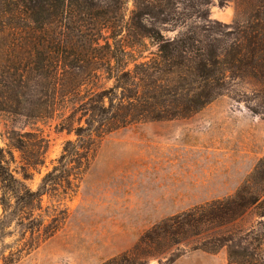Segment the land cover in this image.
I'll list each match as a JSON object with an SVG mask.
<instances>
[{
	"label": "trees",
	"instance_id": "trees-1",
	"mask_svg": "<svg viewBox=\"0 0 264 264\" xmlns=\"http://www.w3.org/2000/svg\"><path fill=\"white\" fill-rule=\"evenodd\" d=\"M237 1L240 9L248 10L247 19L224 35L216 29L205 34L200 26L189 27L178 0H137L135 26L128 30L130 40L125 44L120 38L124 29L120 12L103 10L97 0H0V114L23 120L25 126L59 120L56 129L76 137L65 143L36 191L24 181L31 169L44 164L46 140L25 134L33 137L30 144L22 136L10 135L23 154L22 179L11 170L12 154L0 149L3 264H16L40 240L61 230L68 218L67 210L61 209L63 201L75 196L107 135L136 123L190 118L237 80L254 82L264 96V0ZM196 20L214 24L212 28L222 26L204 15ZM171 23L184 29L173 39L156 27ZM216 34L232 38L222 41ZM145 41L156 51L143 54L139 49ZM261 165L264 162L250 181ZM241 192L225 204L248 208ZM45 196L56 204L44 207ZM260 199L251 198L249 203ZM197 211L168 220L143 243L151 247L169 230L192 226ZM237 217L231 216V221ZM16 234L17 246L6 245L5 240ZM203 245L207 252L216 251ZM234 254L230 252L231 264H253V258L248 260L251 254L241 262L233 260ZM121 258L132 261L126 255Z\"/></svg>",
	"mask_w": 264,
	"mask_h": 264
},
{
	"label": "rangeland",
	"instance_id": "rangeland-1",
	"mask_svg": "<svg viewBox=\"0 0 264 264\" xmlns=\"http://www.w3.org/2000/svg\"><path fill=\"white\" fill-rule=\"evenodd\" d=\"M97 1L103 10L120 12L124 27L120 38L126 44L128 30L135 26L137 0ZM178 2L189 27L200 26L205 34L216 29L225 35L248 16L237 0ZM203 15L222 26L199 24L196 18ZM156 27L171 39L184 30L172 23ZM224 35L214 36L229 42L232 36ZM145 44L139 49L143 54L156 51L148 41ZM58 123L25 126L23 120L0 114V149L12 154L8 159L17 178L22 179L23 154L10 142V135L32 144L33 137L25 134H36L47 142L44 164L31 169L29 180L24 181L34 191L56 165L65 143L76 139L74 134L59 132ZM260 162H264V96L254 82L237 80L190 118L136 123L107 135L77 193L63 201L61 209L67 210L68 218L61 230L40 240L16 264H108L113 259L116 264H231L230 252H235L236 262L251 254L248 260L253 258V264H264V165L249 179ZM240 192L248 208L225 204ZM55 204L44 197V207ZM194 208L199 211L192 226L169 230L151 247L143 243L158 226ZM231 216L238 217L231 221ZM18 239L16 234L5 244L15 248ZM204 243L216 251H205ZM3 250L0 243V254Z\"/></svg>",
	"mask_w": 264,
	"mask_h": 264
}]
</instances>
